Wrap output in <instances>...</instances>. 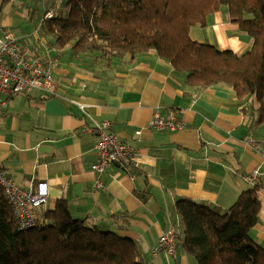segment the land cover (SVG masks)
<instances>
[{
    "label": "crops",
    "instance_id": "0c3cea01",
    "mask_svg": "<svg viewBox=\"0 0 264 264\" xmlns=\"http://www.w3.org/2000/svg\"><path fill=\"white\" fill-rule=\"evenodd\" d=\"M33 3L0 0V35L13 34L49 67L56 80L54 93L22 92L11 100L0 116V167L26 190L47 183V202L35 211L37 218L64 199L74 217L88 216L135 240L151 256L150 264H197L179 246L173 256L151 254L159 235L177 222L181 234L176 201L224 210L257 184L259 220L250 237L264 247V177H250L264 163L247 143L264 137V123L250 125L253 115L244 110L250 97L237 99L222 85L189 96L172 75L171 64L152 52L101 68L71 58L65 49L49 51L36 36L40 16L31 9ZM191 35L237 53L251 45L225 10L213 12ZM28 41L34 43L31 49ZM78 103L85 105L84 111ZM169 108L185 128L152 129L155 110L163 115ZM87 114L108 122L107 129L134 148L129 165L114 163L107 169L103 189L94 188L92 163L99 136L85 130L91 123Z\"/></svg>",
    "mask_w": 264,
    "mask_h": 264
},
{
    "label": "trees",
    "instance_id": "16d2710c",
    "mask_svg": "<svg viewBox=\"0 0 264 264\" xmlns=\"http://www.w3.org/2000/svg\"><path fill=\"white\" fill-rule=\"evenodd\" d=\"M31 9L40 16L36 36L49 51L65 49L101 68L155 53L171 64L189 96L212 85L228 87L237 99L250 97L244 108L253 115L250 125L264 123V0H34ZM218 10L250 37L246 51L193 38L191 30ZM174 208L181 222L176 246L197 264H264V247L250 237L259 220L257 184L224 210L189 199ZM150 262L135 240L88 216L74 217L64 199L20 229L0 187V264Z\"/></svg>",
    "mask_w": 264,
    "mask_h": 264
},
{
    "label": "built area",
    "instance_id": "2783aa9c",
    "mask_svg": "<svg viewBox=\"0 0 264 264\" xmlns=\"http://www.w3.org/2000/svg\"><path fill=\"white\" fill-rule=\"evenodd\" d=\"M49 15V14H47ZM55 77L39 58L30 54L26 45L20 43L13 34H7L0 39V116L8 109L12 99L22 92L40 91L43 94L54 93ZM84 111L85 105L78 103ZM87 116H89L87 114ZM91 123L85 130L95 132L99 138L94 146V161L92 170L95 172L94 188H104V174L114 163L129 165L134 156V148L122 141L117 134L108 130V122H96L89 116ZM154 130L176 131L185 128V124L176 110L169 108L166 114L155 110L149 121ZM253 148L258 150L264 163V137L249 138ZM251 178L264 177V168L255 169ZM0 187L11 205L12 213L20 229L36 224V210L47 202L48 186L46 182H38L34 190H26L17 185L0 167ZM174 227V228H173ZM163 231L152 247L153 256L164 253L173 256L176 253V239L180 223Z\"/></svg>",
    "mask_w": 264,
    "mask_h": 264
},
{
    "label": "rangeland",
    "instance_id": "374dc122",
    "mask_svg": "<svg viewBox=\"0 0 264 264\" xmlns=\"http://www.w3.org/2000/svg\"><path fill=\"white\" fill-rule=\"evenodd\" d=\"M0 39H4V36H2V35H0ZM28 45L30 46V49L32 48V45H34V43L33 42H31V41H28ZM33 51H31V53H32ZM34 53V52H33ZM39 54H40V51H39ZM177 249V248H176Z\"/></svg>",
    "mask_w": 264,
    "mask_h": 264
},
{
    "label": "water",
    "instance_id": "95a60500",
    "mask_svg": "<svg viewBox=\"0 0 264 264\" xmlns=\"http://www.w3.org/2000/svg\"><path fill=\"white\" fill-rule=\"evenodd\" d=\"M117 165H119V163H116Z\"/></svg>",
    "mask_w": 264,
    "mask_h": 264
}]
</instances>
